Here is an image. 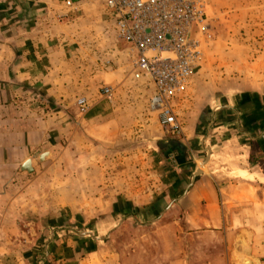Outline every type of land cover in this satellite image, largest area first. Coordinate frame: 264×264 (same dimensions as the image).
<instances>
[{
	"label": "rangeland",
	"instance_id": "1",
	"mask_svg": "<svg viewBox=\"0 0 264 264\" xmlns=\"http://www.w3.org/2000/svg\"><path fill=\"white\" fill-rule=\"evenodd\" d=\"M68 1L56 0L71 11ZM79 1L98 7L100 2ZM88 14L90 18L91 12ZM211 16L210 31L202 40V61L186 89L171 101L177 128L165 126L159 113L152 110V89L140 92L142 103L126 111V129L117 132L112 145H101L99 153L89 151L84 157L73 147L55 167L39 171L37 177L41 178L34 195L25 191L16 213L7 217L10 221L0 224V264H171L172 256L180 255L195 264H205L199 262L202 257L211 260L222 255L225 264H233L235 245L226 248L218 235L209 238L210 244L213 242L210 250H206L205 242L197 247L198 239L190 240L183 232L168 234L164 241L157 219L139 214L166 213L173 206L172 201L162 198L166 190L159 186L167 169L157 172L156 166L166 164L168 156L179 150L178 138L183 139L185 133L197 136L190 140L194 152L188 157L191 161L176 167L183 180L180 189L197 172L229 185V201L223 212L231 213L242 230L236 252L242 241L249 239L252 254L264 261V95L257 94L264 91L254 90L256 82L264 85V55L260 53L264 51V38L254 36L252 27L241 22L243 18L233 16L230 22L222 23ZM96 19L101 40L107 36L106 27ZM108 37L112 38L110 34ZM129 76L132 86L147 84L145 78L132 73ZM76 106L80 115L89 110ZM137 115L143 116L141 122L134 119ZM211 147L219 150L214 164H210ZM236 151L243 156L235 157ZM47 154L45 151L35 160L43 162L40 158L46 155V161ZM96 163L99 165L93 170L86 169ZM178 169L169 172V180L177 178ZM234 180L257 182L260 187L248 190L244 185H231ZM92 182L98 186H92ZM112 187L115 200L109 202ZM129 192L136 202L124 208L123 196ZM95 196L101 200L92 202ZM93 208L97 212L92 213ZM126 213L138 217H125Z\"/></svg>",
	"mask_w": 264,
	"mask_h": 264
},
{
	"label": "crops",
	"instance_id": "2",
	"mask_svg": "<svg viewBox=\"0 0 264 264\" xmlns=\"http://www.w3.org/2000/svg\"><path fill=\"white\" fill-rule=\"evenodd\" d=\"M72 3L68 11L64 9L66 4L60 5L56 0H0V224L10 221L7 217L16 213L15 207L25 191L34 195L41 178L37 177L40 170L55 167L73 147L77 155L84 157L89 151L99 153L103 146L112 145L117 132L126 129L123 125L129 120L126 111L142 103L138 99L140 92L146 88L151 90L148 82L131 85L125 47L116 40L113 20L102 4L99 2V7L93 3L83 5L79 0ZM88 12H91L90 18L97 21V17L107 29L104 28L107 36L101 39L105 40L103 44L97 24L88 17ZM208 14L222 23L230 22L233 16L243 18L241 22L252 27L254 36L264 38V0H210ZM260 53L264 55V51ZM108 61L113 65H106ZM106 87L113 90L110 98L103 94ZM255 88L264 91L263 83L256 82ZM257 94L264 95L263 92ZM81 98L89 105L83 115L76 106ZM136 118L141 122L143 116ZM193 136L197 134L185 133L183 139L178 138L179 150L168 156L166 164L161 162L156 166L157 172L167 169L159 184L166 190L162 198L177 204L172 203L166 213L139 214L157 219L163 240L168 239V234L183 232L190 240L198 239L197 247L205 242L206 250H210L213 242L210 244L209 238L218 235L228 248L236 245L242 233L231 213L223 212L225 202L229 201V185L219 183L212 176H196L195 173L180 189L183 180L176 167L191 161L188 157L194 155L190 146ZM45 151L49 155L47 160L37 162L36 157ZM217 153L219 150L211 147L210 164H214ZM238 155L236 151L235 157L243 156ZM27 163L31 171L25 169ZM98 165L86 169L93 170ZM174 168L179 171L172 181L169 172ZM233 183L244 185L248 190L260 187L249 180H234L231 185ZM94 185L98 186L92 182ZM180 190L182 193H178ZM96 194L100 195L98 190ZM114 195L112 187L107 200L114 201ZM100 200L96 196L91 198L92 202ZM123 201L124 208L130 207L131 201L136 202L130 192L123 196ZM91 212L97 210L93 208ZM133 216L138 217L133 213L125 215ZM172 259L171 264L174 261L175 264H195L186 255L172 256ZM224 261L222 255L199 260L205 264H225Z\"/></svg>",
	"mask_w": 264,
	"mask_h": 264
},
{
	"label": "built area",
	"instance_id": "3",
	"mask_svg": "<svg viewBox=\"0 0 264 264\" xmlns=\"http://www.w3.org/2000/svg\"><path fill=\"white\" fill-rule=\"evenodd\" d=\"M125 47L130 71L153 90L152 110L165 126L177 128L171 101L184 91L203 58L202 40L210 31V0H99ZM72 6V1L67 2ZM106 65H113L106 62ZM112 88L103 89L110 98ZM78 105L88 110L86 99Z\"/></svg>",
	"mask_w": 264,
	"mask_h": 264
},
{
	"label": "bare ground",
	"instance_id": "4",
	"mask_svg": "<svg viewBox=\"0 0 264 264\" xmlns=\"http://www.w3.org/2000/svg\"><path fill=\"white\" fill-rule=\"evenodd\" d=\"M248 234V233H247ZM250 234V232H249ZM251 235H249L250 237ZM245 238L248 239V235H246L245 233ZM248 241H242V244H241V247H240V251L237 253V246L239 245L238 242H236V245H235V252L232 253V256H231V262L233 264H247L248 262L251 263V264H264V261H261L260 259H258V257L254 256L252 254V252L250 251V248L248 246Z\"/></svg>",
	"mask_w": 264,
	"mask_h": 264
},
{
	"label": "water",
	"instance_id": "5",
	"mask_svg": "<svg viewBox=\"0 0 264 264\" xmlns=\"http://www.w3.org/2000/svg\"><path fill=\"white\" fill-rule=\"evenodd\" d=\"M47 155H48V154H47ZM45 156H46V155L41 156L40 160H41V161H44V160H45ZM25 169H27L28 171H31V170H32L31 167H30V163H27V164L25 165ZM198 174H199V172L196 173V176H197Z\"/></svg>",
	"mask_w": 264,
	"mask_h": 264
}]
</instances>
